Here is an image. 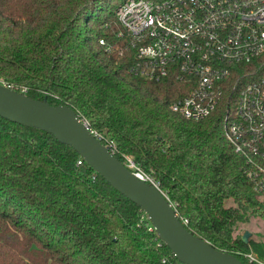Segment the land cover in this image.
Wrapping results in <instances>:
<instances>
[{"label":"trees","instance_id":"obj_1","mask_svg":"<svg viewBox=\"0 0 264 264\" xmlns=\"http://www.w3.org/2000/svg\"><path fill=\"white\" fill-rule=\"evenodd\" d=\"M124 1L0 0V83L72 108L116 158L160 183L192 234L244 264L241 252L264 260V245L241 231L264 218V194L226 138L225 106L185 120L170 104L186 82L131 73L136 48L116 14ZM81 159L0 116V264H183L141 208Z\"/></svg>","mask_w":264,"mask_h":264},{"label":"built area","instance_id":"obj_2","mask_svg":"<svg viewBox=\"0 0 264 264\" xmlns=\"http://www.w3.org/2000/svg\"><path fill=\"white\" fill-rule=\"evenodd\" d=\"M117 17L136 48L132 74L186 82L189 92L170 104L174 114L195 122L225 106L226 138L246 160L256 192L264 194V0H126ZM105 146L113 154L115 147ZM123 163L164 194L132 157ZM239 255L264 264L256 253Z\"/></svg>","mask_w":264,"mask_h":264},{"label":"water","instance_id":"obj_3","mask_svg":"<svg viewBox=\"0 0 264 264\" xmlns=\"http://www.w3.org/2000/svg\"><path fill=\"white\" fill-rule=\"evenodd\" d=\"M0 116L13 123L52 134L74 148L118 192L147 215L159 239L183 264H244L235 255L213 247L192 234L179 218L172 202L159 189L138 179L69 106H52L47 100L29 98L0 83ZM252 234L242 236L248 244Z\"/></svg>","mask_w":264,"mask_h":264},{"label":"rangeland","instance_id":"obj_4","mask_svg":"<svg viewBox=\"0 0 264 264\" xmlns=\"http://www.w3.org/2000/svg\"><path fill=\"white\" fill-rule=\"evenodd\" d=\"M118 8L116 9V14H117ZM112 11H113V5L110 8H107L106 14ZM220 111L224 114L223 109H221ZM243 230L249 231L252 234V237L250 238L251 242H254V243L256 242V243L264 245V218H257L253 216L250 217L247 223L241 225V231Z\"/></svg>","mask_w":264,"mask_h":264}]
</instances>
